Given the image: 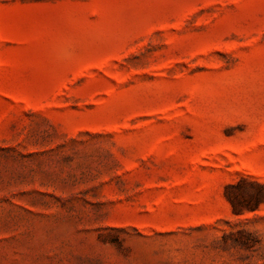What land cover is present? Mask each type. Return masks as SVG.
Wrapping results in <instances>:
<instances>
[{
	"label": "rangeland",
	"instance_id": "374dc122",
	"mask_svg": "<svg viewBox=\"0 0 264 264\" xmlns=\"http://www.w3.org/2000/svg\"><path fill=\"white\" fill-rule=\"evenodd\" d=\"M255 183L264 0H0V264H264Z\"/></svg>",
	"mask_w": 264,
	"mask_h": 264
},
{
	"label": "trees",
	"instance_id": "16d2710c",
	"mask_svg": "<svg viewBox=\"0 0 264 264\" xmlns=\"http://www.w3.org/2000/svg\"><path fill=\"white\" fill-rule=\"evenodd\" d=\"M241 182L239 181V182H237V183H235L234 185H230V186H228L227 188H226V190H225V197H226V199L228 200V202L231 204V206H232V212L234 213V214H238V212H237V210L235 209V207H234V204H233V200H232V198L229 196V190L230 189H234V188H237L238 186H239V184H240ZM255 184H257V185H259L261 188H264V184H259V183H255ZM263 200H264V198H263Z\"/></svg>",
	"mask_w": 264,
	"mask_h": 264
}]
</instances>
